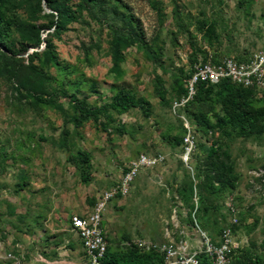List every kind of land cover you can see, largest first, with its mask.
<instances>
[{"label": "rangeland", "instance_id": "obj_1", "mask_svg": "<svg viewBox=\"0 0 264 264\" xmlns=\"http://www.w3.org/2000/svg\"><path fill=\"white\" fill-rule=\"evenodd\" d=\"M48 1L70 10L64 29L54 30ZM84 1L0 0V185L27 199L31 221L48 203L69 230L71 216L146 154L158 162L141 168L103 217L116 264L141 238L189 251L217 244L232 216L229 264H264V91L249 95L255 121L245 128L217 119L225 118L220 84L173 109L194 64L264 50V0ZM117 90L145 100L147 115L102 108ZM71 96L101 107L97 119L76 125ZM21 216L20 230L28 223ZM70 251L74 263L56 251L43 257L41 246H2L0 264H87L81 246Z\"/></svg>", "mask_w": 264, "mask_h": 264}, {"label": "built area", "instance_id": "obj_2", "mask_svg": "<svg viewBox=\"0 0 264 264\" xmlns=\"http://www.w3.org/2000/svg\"><path fill=\"white\" fill-rule=\"evenodd\" d=\"M191 73L185 97L179 102H174L173 109L183 106L195 96L198 83L215 85L223 79L252 90L260 97L264 91V50L254 54L248 60L225 58L219 64H194ZM192 143V135L188 131L184 138V161L189 155ZM157 162V158L139 154L130 162L126 172L121 175L115 185L102 190L96 196L87 212L81 216L70 217L69 229L77 235L87 264H102L109 247V239L102 225L108 204L115 197L125 196L132 180L141 168L153 166ZM235 222L236 219L232 216L230 225L222 230L217 244L205 240L201 243V247L194 251L187 250L182 243L176 245L168 241L156 242L149 238L137 239L131 243V246L142 254L154 252L160 255L164 264H199L201 254L208 258L210 264H229V253L234 245L231 239L232 226Z\"/></svg>", "mask_w": 264, "mask_h": 264}, {"label": "trees", "instance_id": "obj_3", "mask_svg": "<svg viewBox=\"0 0 264 264\" xmlns=\"http://www.w3.org/2000/svg\"><path fill=\"white\" fill-rule=\"evenodd\" d=\"M85 3L84 0H80ZM46 7L51 10L52 15L55 16L54 30L59 31L65 28V25L72 20V14L70 10L64 4H53L52 6L46 2ZM2 20V14L0 13V21ZM32 33V38L35 40V45H40L44 40L41 38L39 33V28L30 26L28 29ZM2 39L0 38V45H2ZM48 45V43L46 44ZM220 84L221 89L224 91L225 95L222 100L224 105L225 118H217L218 120H223L225 122H233L237 124L240 128H245L251 126L255 121L254 110L249 103V95L253 93L252 90L243 88L239 85L232 83L227 79L221 80L215 85H206L204 83H198L196 85V94L193 99H201L203 96H207L213 86ZM158 95L160 99H163L164 92L160 86H156ZM71 103L73 104L72 120L76 125H79L86 119L96 120L97 115L101 111V107H91L84 101L77 99L75 96L70 97ZM109 108L111 110H124L127 111L129 108H139L144 115H147L148 104L145 100L136 99L131 94L124 90H117L112 100L109 103L104 104L102 108ZM85 157L82 156V160ZM83 174L84 171H81ZM83 176V175H82ZM85 181L86 177H82ZM131 259L127 260L124 256L121 257L123 263L126 264H153L156 260H161V256L155 254L154 252L149 253H139L135 248H132ZM133 254V255H132ZM203 256L204 260L207 259L205 264H210L208 258L201 254L199 258ZM138 257H144L139 260ZM119 259L113 253L109 252V248L102 260V264H116ZM199 259V264L200 263Z\"/></svg>", "mask_w": 264, "mask_h": 264}, {"label": "crops", "instance_id": "obj_4", "mask_svg": "<svg viewBox=\"0 0 264 264\" xmlns=\"http://www.w3.org/2000/svg\"><path fill=\"white\" fill-rule=\"evenodd\" d=\"M16 198L17 197H15L12 191H9L7 188L4 189V187L0 185V247L41 246L43 249L42 256L45 258L51 257L46 256L47 253L49 254L52 251H56V255L59 256L62 254L65 256V259H70V256L73 254L70 251V246H81V244L74 232L70 229L68 230L61 221H57L60 219V214L56 212L50 204L48 205V203H46L44 206H35L36 210L34 215L38 214L40 219L34 218L38 219L39 222L31 221L29 217L30 214H28L30 210L25 208L27 207L25 204H28L27 199H25L24 196H18L16 201ZM20 200L22 203H19ZM91 205L84 207L78 216L87 212ZM16 213L22 215V218L27 217L26 219H28L27 225L23 222L22 230L16 227ZM71 233L74 234V236H72ZM61 247L66 248L60 251ZM70 260L73 263L76 262L75 256L73 255Z\"/></svg>", "mask_w": 264, "mask_h": 264}]
</instances>
